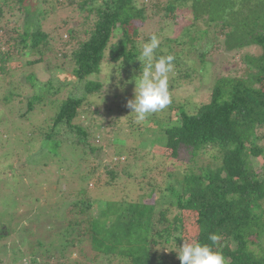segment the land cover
<instances>
[{
    "label": "trees",
    "instance_id": "1",
    "mask_svg": "<svg viewBox=\"0 0 264 264\" xmlns=\"http://www.w3.org/2000/svg\"><path fill=\"white\" fill-rule=\"evenodd\" d=\"M28 1L15 0L17 10ZM138 1L75 2L79 11L93 14L95 20L92 25L87 21L79 28L78 36L83 39L70 56L60 54L66 67L72 65L70 75L74 88L66 98H57L63 89L59 80L55 85L49 79L38 85L34 75L24 78L33 89V95L26 102L25 115L37 109L44 113L46 109V130L35 140L46 147L49 167L46 169L49 177L46 209L52 210L46 212V248L36 244L42 250L41 264H97L100 258L106 264H264V172L258 173L250 164V158H264V147H257L261 139L258 132L264 128V0H169L164 8L166 17L172 13L174 19L177 9H186L194 21L213 28L216 39L221 41L217 45L225 54L243 49L259 51L258 55L244 56L246 68L241 76L216 78L206 102L191 106L174 96L169 97L166 106L161 100L167 124L160 131H152L149 143L141 144L144 148L160 145L159 157L176 160L184 157L193 160L210 148L219 155L217 165L199 168L198 174L186 171L180 178H172L177 186L163 190L162 202L159 198L152 204L145 201L97 203L88 195L90 179L103 167L97 160L101 152L97 144L104 126L111 127L107 136L108 155L118 158L122 153L113 151V146L121 143L118 139L124 140L125 146L127 138L133 139L137 132L140 136L143 131L148 134L153 128L145 125H151L156 113L153 107L146 106L141 107V112L130 113L126 119L119 118V112L113 120H104L113 111L112 107L104 106L92 114L82 113L85 117L95 115L96 122L83 126L78 119L83 104L102 87L88 78L99 75L106 49L109 62L118 64L121 70L142 71L139 64L143 56L136 40L141 33L138 34V28L132 23L143 22L146 9ZM4 5L6 2L0 0V31L7 30L2 21ZM34 9L33 21L20 12L24 15L22 25L16 30L14 44L9 46L12 50L1 53L2 65L6 61L10 65L18 57L24 61L15 62L24 66L35 68L43 62L45 54L40 47H48L49 35L41 32L40 11ZM115 34L121 38L110 45ZM209 34L208 30L187 27L178 40L168 42L184 45L181 50L174 52L166 44L153 52L161 70L166 67V71L159 70L160 77L169 74L171 90L180 82L190 81L194 73L199 75L192 66V54L193 51L199 54L203 67L215 43ZM9 38L8 43L12 40ZM165 47L168 50L163 52L161 48ZM56 56L57 53L53 55ZM211 66L200 79L208 80ZM4 69L0 66L1 71ZM15 70H9L11 77L17 74ZM45 84L46 89H35ZM14 85L21 89L19 82ZM148 153L151 154L150 150ZM80 164L87 166L83 173H80ZM113 165L119 167L118 163ZM105 168L111 182H115L114 170ZM75 174L79 175L77 181L73 180ZM60 183L67 184L64 191L60 190ZM154 191L151 189L146 198L152 199ZM159 205L164 206L155 220V207ZM14 230V227L9 232L5 227L0 229V246L9 238L17 237L18 232L22 233L21 229ZM3 246L0 257L4 254L6 264H15L10 252L14 248L7 252L9 249ZM73 254L76 257L72 258ZM37 259L38 253H35L30 264H36Z\"/></svg>",
    "mask_w": 264,
    "mask_h": 264
},
{
    "label": "rangeland",
    "instance_id": "2",
    "mask_svg": "<svg viewBox=\"0 0 264 264\" xmlns=\"http://www.w3.org/2000/svg\"><path fill=\"white\" fill-rule=\"evenodd\" d=\"M77 0H30L25 2L21 9L17 10L18 4L15 0H1L4 5L3 25L7 30L0 31V56L1 53H6L10 49V45L16 39V30H20L24 12L29 20L33 21L32 14L37 8L40 11L38 15L39 26L42 33L49 35V45L41 46L44 51L43 62L38 64V67L24 66V64L16 63L15 61H24L19 57L12 60V64L6 61L4 70H0V229L5 227L8 232L14 227V231L18 232L17 237L8 239L0 247H5L13 254V262L15 264H30L35 253H38L36 264H41L39 259L40 251L36 248V244H41L46 248V212H52L51 209H46V182H49V177L46 174V147L40 145V141H35L39 133L46 130V109L41 113L40 109L33 110L25 115L27 99L33 95L31 85L24 81V78L29 75H34L35 82L40 85L47 82L49 79L53 85L58 80L62 82L63 89L61 96L57 98H66L70 91L74 88L73 77L70 75L72 65L66 67L62 63L61 52L70 56L78 47V41L82 40L78 36L79 28L85 22L94 23V15L79 11L76 6ZM169 0H139V5L145 7L144 21L135 20L132 25L138 28L139 38L138 47L142 54V71L137 69L121 70L118 64L109 62L108 49L105 51V58L102 61L99 75H94L88 80L96 81L102 85L99 93L91 95L83 104L80 110L79 124L88 126L96 122L95 115L87 116L82 113L92 114L95 109H104L103 106L112 107L113 111L109 115L104 116V120H113L114 117L126 119L130 113L141 112V107H148L155 112V119L152 120L151 127L143 131L142 136L138 132L124 143L119 142L113 146V151L121 152L122 156L112 157L107 147V136H110V126H104L101 134H99L100 142L97 144L101 148L100 158L97 160L103 166L99 168L90 179V184L87 188L89 197L97 201L104 202H136L142 201L147 204H152L154 200H159L162 197L163 190L168 186H177L172 178H180L184 172H194L198 174L199 168L214 167L217 165L218 153L210 148L205 149L204 153L197 155L195 159L182 158L176 160L173 158L165 159L158 156V148L160 145H153L144 148L142 143H149L152 136V131H160L163 125L167 124L164 116L165 109L161 100L167 106L169 97H174L189 103L191 106H197L199 103L208 100V94L213 86L214 80L221 76L229 75L232 77L241 76L245 71L244 56L258 55L257 49H243L238 52L225 54L217 45L218 40L214 33V29L207 27L202 21H194L192 15L186 9H177L173 19L172 13L165 16L164 8ZM75 3L70 5L71 3ZM83 2V0H81ZM35 15V16H36ZM171 17V18H170ZM84 19H87L84 21ZM193 27L195 30H208L209 38L215 41L214 46L205 57L203 67L198 53L193 51L192 66L194 73L190 81L180 82L176 89L171 90L168 81L169 74L164 73L160 77L161 66L155 61V52L161 45L168 44L169 41L178 40L181 33L187 28ZM10 30V33H9ZM16 32V33H15ZM9 33V34H8ZM10 35V38L7 37ZM7 38L12 39L9 43ZM121 36L115 34L110 40V45L118 42ZM6 42V43H5ZM168 44L172 47V51L176 52L183 48L184 45H176V43ZM221 44V41L218 42ZM197 46V45H196ZM199 48L198 46L195 47ZM9 49V50H8ZM49 51L46 54V50ZM167 51V47L161 48ZM203 50H206L203 48ZM246 50V51H245ZM30 53V52H29ZM57 53L54 58L53 55ZM165 56V55H164ZM166 59V57H164ZM33 58V57H29ZM211 65H209V62ZM203 62V61H202ZM23 63V62H22ZM22 65V66H20ZM209 71L208 80L200 79L201 74L206 75ZM66 70H65V69ZM16 69V75L11 77L9 70ZM166 71V67L162 68ZM161 70V71H162ZM57 78V79H55ZM39 82H37L36 81ZM48 80V81H49ZM21 84V89L16 88V83ZM73 82V83H72ZM179 86V87H178ZM46 89L45 86L36 87L35 89ZM171 92V93H170ZM88 104V105H86ZM163 107V108H162ZM123 116V117H122ZM85 117V118H84ZM125 117V118H124ZM77 119V120H78ZM144 126V125H143ZM150 132V133H149ZM147 134V135H145ZM261 139L257 143V147H264V128L258 132ZM98 139V138H97ZM95 144V143H94ZM123 147L125 151H123ZM150 150V153L149 152ZM250 164L258 173L264 172V158H250ZM118 163L119 167H114ZM81 165V172L86 171L87 166ZM113 169L117 175L115 182H111L106 174V168ZM123 171V172H122ZM148 171V172H147ZM146 173V177H142ZM170 176V178L168 177ZM79 175L75 174L73 180H78ZM55 179V177H54ZM60 190L64 191L67 184H59ZM154 189L152 199H147L146 195ZM73 195V194H72ZM69 195L68 197H72ZM72 200V199H70ZM162 202V199L160 200ZM98 203V202H97ZM164 204V203H163ZM155 207V220L158 219V213L161 207ZM166 207V206H165ZM55 211V210H53ZM175 214L176 211H173ZM95 216V212H93ZM172 218V216H170ZM24 231V232H23ZM13 237V236H12ZM1 244V243H0ZM24 246L21 249L15 247ZM33 247L35 249L30 250ZM35 250V252H34ZM38 250V251H36ZM30 251V252H29ZM17 252V253H15ZM163 252V251H162ZM27 257H24V256ZM4 254L0 259L3 260ZM72 258L76 255H71ZM30 259V260H29ZM6 260L0 264H6ZM103 258L99 259L97 264H106Z\"/></svg>",
    "mask_w": 264,
    "mask_h": 264
}]
</instances>
